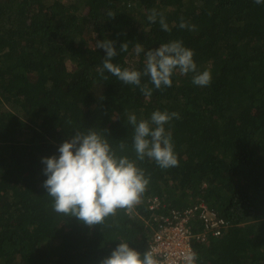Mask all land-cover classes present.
<instances>
[{"label":"trees","instance_id":"1","mask_svg":"<svg viewBox=\"0 0 264 264\" xmlns=\"http://www.w3.org/2000/svg\"><path fill=\"white\" fill-rule=\"evenodd\" d=\"M153 9L170 31L148 21ZM181 18L194 30L180 29ZM103 40L114 41V65L141 72L145 53L137 56L134 45L147 52L182 41L212 82L199 87L192 73L176 70L172 86L156 90L142 76L152 89L146 98L107 71L102 79L106 53L95 44ZM125 42L128 51H120ZM157 110L181 117L165 125L177 167L136 160L128 116L150 120ZM90 129L150 181L132 212L91 227L54 211L41 163ZM201 201L228 226L194 244L196 264H264V4L0 0V264H100L118 243L142 254L160 217ZM201 229L196 222L193 231Z\"/></svg>","mask_w":264,"mask_h":264},{"label":"clouds","instance_id":"2","mask_svg":"<svg viewBox=\"0 0 264 264\" xmlns=\"http://www.w3.org/2000/svg\"><path fill=\"white\" fill-rule=\"evenodd\" d=\"M257 5L264 0H254ZM108 16L115 15L109 11ZM158 20L161 29L170 31L169 25L162 13L155 9L148 15L150 23ZM180 29L194 30L183 18L178 25ZM95 48L106 53L102 67L98 69L102 79L107 71L125 85L140 88L146 97L152 96V89L141 83L142 76H147L156 90L172 86V75L178 70L181 75L192 73V83L199 87H207L212 82L209 70L199 72L193 60L194 52L186 48L182 41H171L161 44L156 49L145 52L143 45H134L137 56L145 53L143 72L121 69L112 63L117 55L114 41H97ZM120 51H128V43L121 44ZM181 117L177 112L154 111L150 120H137L135 114L128 116V123L134 128L133 149L136 160L145 158L154 160L161 169L177 167L179 161L174 152L172 134L166 131L165 125ZM153 125L155 127H153ZM121 151L125 145H119ZM59 156L41 159L43 175L47 178L43 187L53 198V209L57 213L72 216L89 227L102 224L109 216H114L118 210L132 212L140 204L141 197L149 185L144 170L136 161L127 156H118L109 145L105 136L97 131L89 130L86 134L75 132L69 140L64 141L57 149ZM151 234L149 236V240ZM148 248V245H147ZM186 264H196L197 253L189 250L185 256ZM100 264H161L151 249L142 254L129 247L128 243H118L111 255L101 260Z\"/></svg>","mask_w":264,"mask_h":264},{"label":"built area","instance_id":"3","mask_svg":"<svg viewBox=\"0 0 264 264\" xmlns=\"http://www.w3.org/2000/svg\"><path fill=\"white\" fill-rule=\"evenodd\" d=\"M157 222L147 250L151 249L161 264H186L185 256L189 250L195 252L194 244L203 243L207 235L219 238L228 226V222L202 201L182 213L162 216ZM196 222L202 223V229L195 233Z\"/></svg>","mask_w":264,"mask_h":264}]
</instances>
